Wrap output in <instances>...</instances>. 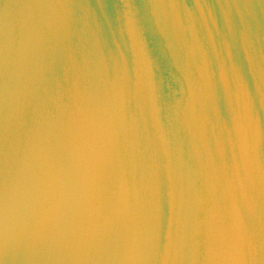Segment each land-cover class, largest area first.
<instances>
[{"label": "water", "instance_id": "95a60500", "mask_svg": "<svg viewBox=\"0 0 264 264\" xmlns=\"http://www.w3.org/2000/svg\"><path fill=\"white\" fill-rule=\"evenodd\" d=\"M0 264H264V0H0Z\"/></svg>", "mask_w": 264, "mask_h": 264}]
</instances>
